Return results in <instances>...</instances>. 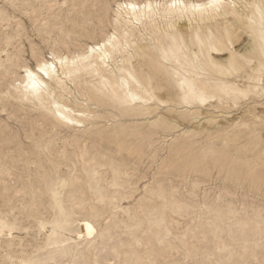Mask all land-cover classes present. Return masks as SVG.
<instances>
[{
  "label": "rangeland",
  "instance_id": "374dc122",
  "mask_svg": "<svg viewBox=\"0 0 264 264\" xmlns=\"http://www.w3.org/2000/svg\"><path fill=\"white\" fill-rule=\"evenodd\" d=\"M124 1L0 0V264H264V0L145 24ZM113 33L100 74L21 87Z\"/></svg>",
  "mask_w": 264,
  "mask_h": 264
},
{
  "label": "bare ground",
  "instance_id": "6f19581e",
  "mask_svg": "<svg viewBox=\"0 0 264 264\" xmlns=\"http://www.w3.org/2000/svg\"><path fill=\"white\" fill-rule=\"evenodd\" d=\"M143 1H144L143 3L138 2L136 0L124 1L118 7V11H117L118 15L119 14L122 15V12H124V14H126V16H128L127 21L131 22V20H133V21H135V24H136V22H138L137 24L142 23L147 18L153 19V18L160 17V16H162V17L163 16L164 17L170 16L169 18H171V16H176V17H182L183 16V18H184V16L196 14L197 17H199V18H206L209 15H211L212 13H219L218 11L226 12L229 9H227L225 7L227 5H230V3H232L231 2L232 0H203V1H201V0H199V1H194V0L193 1H186V0H159V1H155V0H148L147 1L146 0L145 1V0H143ZM117 4H119V3H117ZM229 8L231 10V5ZM232 9H234V8H232ZM228 14L230 15V13H228ZM95 18H97V15L95 13H94V15H88L87 14L85 16V21H91V20H94ZM160 19H161V17H160ZM152 22H153V20H152ZM143 23L145 24V22H143ZM142 24H141V26H143ZM150 25H153V24L151 23ZM139 27H140V25H139ZM140 28H142V27H140ZM132 29H134V28L132 27ZM144 29H145V27H144ZM138 30H137V32H138ZM141 30H143V28ZM115 34L116 33H113L110 35L108 34L107 38H104L105 40L102 41L101 43H99V41H98V43H96V44H88L87 49L85 48L86 51L84 53L77 54L76 56H72V57L71 56L70 57L69 56H59L55 53H51L50 54L51 56L49 58H47V59L43 58L37 64V67H35L36 69H31L30 67L25 66V70H24L25 74L23 76V80H21V81H24L23 82L24 85L21 87H25V89L32 90L33 91V92L31 91L32 93H35V92L37 93V92H40L42 90L44 91L45 88H47L46 78H51L54 76V77H57L56 79H58V77H60V76H57L58 71H60V73L62 72V74L63 73L67 74V73L73 72L75 70H82V69H86L88 67H91L93 69L98 70L99 69V68H97L98 64L101 65V63H103L105 61V59L107 61V58H110L111 52L114 51L115 48H117L118 37H116ZM122 36H125V34ZM122 55H121V57H122ZM93 69H90V70H92V72H93L94 71ZM90 70H89V72H90ZM103 71H105V70L103 69ZM98 73H99V70H98ZM96 76H99V75H96ZM60 78H62V77H60ZM60 82L61 81H59V83ZM53 85H55V84H53ZM55 88H56V86H55ZM30 90H29V92H30ZM43 94L46 95L45 93H43ZM53 94H54V92H53ZM59 225L60 224H57V227ZM79 226L82 228V231L85 232V234H91L95 229L94 226L87 220H80Z\"/></svg>",
  "mask_w": 264,
  "mask_h": 264
}]
</instances>
